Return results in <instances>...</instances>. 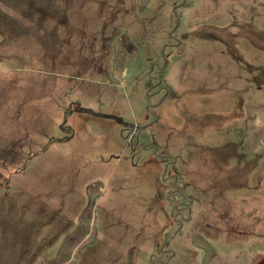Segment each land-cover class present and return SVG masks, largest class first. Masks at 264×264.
I'll return each mask as SVG.
<instances>
[{"label": "rangeland", "instance_id": "obj_1", "mask_svg": "<svg viewBox=\"0 0 264 264\" xmlns=\"http://www.w3.org/2000/svg\"><path fill=\"white\" fill-rule=\"evenodd\" d=\"M0 264H264V0H0Z\"/></svg>", "mask_w": 264, "mask_h": 264}]
</instances>
